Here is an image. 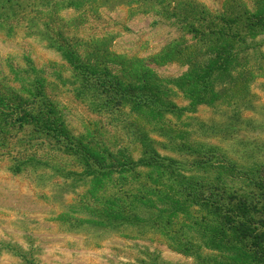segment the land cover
Listing matches in <instances>:
<instances>
[{
    "label": "rangeland",
    "instance_id": "obj_1",
    "mask_svg": "<svg viewBox=\"0 0 264 264\" xmlns=\"http://www.w3.org/2000/svg\"><path fill=\"white\" fill-rule=\"evenodd\" d=\"M261 224L264 0H0V264H264Z\"/></svg>",
    "mask_w": 264,
    "mask_h": 264
},
{
    "label": "trees",
    "instance_id": "obj_2",
    "mask_svg": "<svg viewBox=\"0 0 264 264\" xmlns=\"http://www.w3.org/2000/svg\"><path fill=\"white\" fill-rule=\"evenodd\" d=\"M75 65H77V64H75ZM213 202H214V201H213ZM214 203H215V202H214ZM248 207H250V209H251V206L248 205ZM256 221H259V220H255V222H256ZM256 227H257V229H258V230H257V233L260 234V235H264V224H263V225L261 224V226H260V225H257ZM260 229H261V230H260Z\"/></svg>",
    "mask_w": 264,
    "mask_h": 264
}]
</instances>
